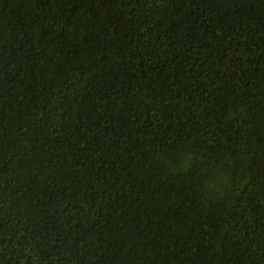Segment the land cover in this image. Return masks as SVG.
<instances>
[{
	"label": "trees",
	"instance_id": "trees-1",
	"mask_svg": "<svg viewBox=\"0 0 264 264\" xmlns=\"http://www.w3.org/2000/svg\"><path fill=\"white\" fill-rule=\"evenodd\" d=\"M0 264H264V0H0Z\"/></svg>",
	"mask_w": 264,
	"mask_h": 264
}]
</instances>
